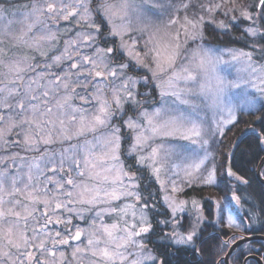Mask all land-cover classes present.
Here are the masks:
<instances>
[{
	"label": "snow or ice",
	"instance_id": "1",
	"mask_svg": "<svg viewBox=\"0 0 264 264\" xmlns=\"http://www.w3.org/2000/svg\"><path fill=\"white\" fill-rule=\"evenodd\" d=\"M260 9L257 15H253L249 6L238 3L237 0H141L140 5H133L130 0H100L93 9L89 0H75L74 5L64 3L63 0L46 3L36 11L52 13L49 18L69 20L78 18L76 23L81 27L91 29L90 32H78V40L66 42L65 50L59 56L53 57V64L60 67L65 61L71 63L61 75L50 73L54 78L49 87L39 95L29 85L21 97V92L16 88L8 87L15 80H9L7 74L0 80V108L6 109L10 114H0V140L13 133L15 129L20 131L17 135L23 137L22 143L28 150L37 143L45 145L55 141L71 140L84 137V155L77 158L75 154L66 155L70 149H63L59 168L55 166L50 169L53 172H63L65 164L68 165L69 178L64 180L48 179L49 183L56 185V192L68 199H58L54 194L50 198L41 199L37 194L39 188L28 192L27 199L30 204L44 205L45 211L41 215L44 225L52 223V213L57 210L74 212L76 210L68 207L71 204H79L80 212H96L101 217L105 212L120 214L121 221L126 225L119 224L93 226L88 232L77 228L75 233L68 232L61 238V233L56 232L55 237L44 233L41 236H26L27 221L29 218L36 219V207L23 206V214L12 208L0 207V264H47L46 261L36 257L31 249L47 252L48 256L55 257L57 254L45 245L49 239L53 247L57 245H68L70 240L79 241L82 235L87 234V245L77 246L72 251L73 259L78 257L83 264V257L90 256V264H172V258L181 253L188 252L191 255H199L203 252L205 241L200 239L202 234L201 223L204 216L198 202L178 199L177 194L183 191L181 184L187 187L193 185H210L216 182V168H208L206 165L208 136L216 132L223 133L225 124H232L236 120V112L231 105L225 104L222 93L225 87L239 88L238 83L225 84L223 79L217 78L218 87L212 91L210 84L205 79L201 82L200 77H208L209 69L216 71V65L228 63L220 57H215L212 49H205L197 45L191 53L184 48L189 41L196 42L204 39L206 26L227 31L238 20L250 22L244 32L250 37L260 36L264 39V0H258L255 5ZM35 8V6H34ZM71 10H67V9ZM138 14L148 23L143 27L133 28L128 20L129 10ZM168 13V20L163 28H153L150 18L157 12ZM222 14L223 19H217V14ZM238 13V15H237ZM94 14L100 18V23L94 19ZM110 26L109 36L119 37L120 43L110 47H101V42L107 44L102 33L103 22ZM29 25L28 30H32ZM133 31L147 35L144 40V51L138 50L139 40L130 35ZM127 37V39H125ZM183 37V43L181 42ZM143 38L142 36L140 37ZM41 40H55V33H47L40 37ZM81 47L91 49V54L81 52ZM264 52V47H262ZM232 62H243L253 73L258 68L253 66V53L245 51H230ZM46 55V53H43ZM127 57L128 62H120L119 57ZM188 59L187 65H182L179 71H175L178 60ZM215 60V62H214ZM198 69L194 72L192 67ZM8 73L18 74L24 71L21 62L16 61L6 64ZM52 67V65H47ZM132 68L145 70V75L140 77L145 83L151 80L160 81L156 86L161 89V96H174L180 103L187 105L189 96H207L211 93L212 106L217 107L221 114H225L222 120L214 121L215 129H206L202 121L193 113H185L175 109H156L152 112L140 111L138 116L124 118L126 105L133 108L140 106L135 92L137 78L128 75ZM34 71V69H33ZM171 72V75H168ZM167 76V79L164 77ZM22 79V77H18ZM43 80L44 77L40 76ZM33 83H36L33 81ZM247 83V82H246ZM198 85V91L196 87ZM252 89L258 95L245 93L243 102L239 107L254 114L264 111V76L259 78V83H252ZM79 99L80 104L73 105V101ZM54 101V103H50ZM257 104L260 105L257 108ZM264 120V116L257 117ZM114 120H122L123 127L132 133V143L128 155H136V163L150 170L156 183L163 193V211H157L156 205H150L151 194L147 197L140 192L136 173L126 170L121 162L122 129L120 124H114ZM143 120V124L139 121ZM146 125V127H145ZM104 130L101 136H94L95 144L100 151L95 152L87 141L89 133H97ZM250 132L261 150H264V124L259 129L250 127ZM171 137L187 141L192 145H198L205 155L189 151L184 145H171L165 147L163 144L151 147L147 155L143 153L149 147V142L154 137ZM21 143V141H15ZM55 155V154H53ZM186 161L181 167L170 163L171 158ZM190 161V162H188ZM39 168V165H36ZM264 167V161L261 162ZM99 169V170H97ZM75 173V175H73ZM183 173V176H181ZM228 176H233L242 183L248 181L229 169ZM258 177L264 180V173L258 172ZM87 176L90 181H98L89 184L80 178ZM8 177L0 173V192L5 191ZM31 180V177H29ZM16 181H12L13 191H19L15 187ZM65 185L71 187V191H64ZM27 187V185L25 186ZM169 188L171 189L169 191ZM103 192V198L101 197ZM8 195H12L9 192ZM45 196L47 194L45 193ZM122 198L131 199L133 202L123 207L100 208L97 206L108 204ZM239 203V198L233 196ZM17 204L19 202H16ZM4 200L0 198V206ZM54 204V207L52 206ZM189 204L191 207L189 208ZM131 217V223L125 217ZM160 216V219L154 217ZM187 219V223H185ZM25 221L21 227L20 221ZM57 224L67 223L71 220H61L59 217L54 221ZM228 227H237L235 221L229 217ZM40 229H33L39 232ZM59 238V239H57ZM234 239V238H232ZM38 241V242H37ZM148 243L153 248H148ZM226 243V242H225ZM129 247L137 250L136 258L129 261L125 254ZM15 250V255L12 251ZM65 254L59 253V260H53L52 264H62Z\"/></svg>",
	"mask_w": 264,
	"mask_h": 264
},
{
	"label": "rangeland",
	"instance_id": "2",
	"mask_svg": "<svg viewBox=\"0 0 264 264\" xmlns=\"http://www.w3.org/2000/svg\"><path fill=\"white\" fill-rule=\"evenodd\" d=\"M50 2H56V0H0V80L4 79V74H7L9 80H15L16 82L14 84H9L8 87L16 88L18 91H20L21 97H23V93L29 85H31V87L36 90L37 95H39L42 91L46 90L49 87L50 81L54 78L50 75V73L61 75L62 71L66 70L69 64L71 63L70 61H65L60 67H57L53 64V57L61 55V53L65 50L66 42L78 40V32L84 33L92 31L87 27H81L80 25H78L76 23V20L78 18H70L69 20L57 18L56 20H53L49 17L54 14L46 12L41 14L39 11H36V8H40L41 6ZM63 2L69 5H74L75 0H63ZM99 2L100 0H89L90 7L95 9ZM161 2L166 3L168 2V0H161ZM130 3L133 5H140L141 0H130ZM67 10L71 9L69 8ZM168 18V13L158 11L156 14L151 16V25L153 26V28L159 27L162 29L163 26L166 24ZM216 18L223 19L224 17L222 16V14L218 13ZM128 20L131 21L133 28H140L143 27L145 23H148V21H145L142 18L138 19V14L136 12H133L131 9L129 10ZM248 23L250 24V22ZM105 24H107V32H109L110 26L106 21ZM29 25H33L31 31L28 30ZM217 30L219 29L217 28ZM49 32L55 33V40L40 39L41 36L46 35ZM130 35L138 38V50L143 52L144 40H147V35L141 34L138 31H133L132 33H130ZM141 36L143 37L142 39L140 38ZM115 38L117 39L119 44L120 38ZM125 39H127V37H125ZM181 42L183 43V37H181ZM198 44L202 45L205 49H212L215 57H220L222 60L228 62L217 64L215 72H212L211 69H209L208 77H200L201 82L207 79V82L210 84L212 91H215L218 87L217 78L223 79L225 81V84H240L239 88L225 87L222 93L223 101L225 104L231 105L234 108L236 114L239 112L249 113L248 111H245L241 107H239V105H241V103L243 102L244 94L246 92L253 95H258L252 89L251 84H258L259 78L261 76H264V58L261 60H256L253 58V66L258 68V71L253 73L250 68H247L245 63L231 61V56L229 54L230 51H241L236 47L227 45H214L203 40H197L195 43L189 41L187 44L184 45V48H186L188 50V53L190 54L192 49H195ZM100 46L106 47L105 45ZM248 47H252L253 49H255V52H262V47L264 46L258 44L255 46L248 45ZM80 50L83 53L91 54V49L81 47ZM242 51L253 53V51L251 50ZM43 53H46V55H43ZM16 61L21 62V67L24 68V71L18 74L8 73V69L5 67V65L11 64ZM188 63V59L178 60L177 66L174 70L179 71L180 66L187 65ZM50 64L52 65V67H47V65ZM192 70L194 72L199 71L194 67V65L192 67ZM168 75H171V72H169ZM40 76H43L44 79L41 80ZM18 77H22V79H18ZM164 79H167V76H165ZM33 81H35L36 83H33ZM140 82L141 80L137 78L136 87ZM158 83H160V81H153V84L156 87L158 101L156 103L146 105L148 104L147 100H140L142 106L140 107V109L137 107L133 108L130 105H126V111L124 114L125 119H127L128 116H138V113L140 111L152 112L156 109L162 108L175 109L177 111H183L185 113H193L199 118V121L203 122V125L206 129H215L216 125L214 124V121L222 120L224 118V115L226 114H221L217 107L212 106L211 93H209L207 96L185 97L189 101V103L185 105L180 103V101L177 100L174 96L162 97L160 94L161 89L156 86ZM2 86L3 85L0 84V87ZM196 91H198V85L196 87ZM50 103H54V101L50 100ZM78 104H80L79 99H75L73 101V105L75 106ZM258 106L259 104H257V107ZM132 111H135V113L132 114ZM0 114L9 115L10 113L6 109L0 108ZM139 122L141 124L144 123L143 120H140ZM121 125H123L122 120ZM229 125L231 124L224 125L223 132L229 127ZM124 129L126 131L125 133L123 131ZM123 130L121 141V162L123 163L126 170H131L132 172L136 173L137 182L139 185H141V182L139 180L140 174L136 172V168L142 166L136 163V155H128V151L132 143L131 137L133 134L130 133L129 130L125 127L123 128ZM19 131V129H15L13 133L5 137V139L8 141L7 144L4 142V140H0V173H4L8 177L7 183L5 184V191L0 192V198L4 200V204L0 207L7 209L12 208L15 205L14 210L20 211L22 214L24 205H28L30 208L36 207L38 209V211L35 213L36 219L29 218L27 221L28 231L25 232L26 236H32L34 234L37 236H41L44 233H47L50 237H55V233L60 232L62 238L68 232L74 234L77 228L91 232L93 230L94 225L111 226L113 224H119L120 227L126 226L121 221L120 214L111 213L110 211L103 213L101 217H97L95 211L80 212L79 214H77L78 210L82 206L79 204H71L68 205V207L76 211L68 212L66 210H57L55 213L51 214L53 222L41 227V225L44 224V221L41 219V215L46 209L44 205L30 204L26 194L30 191H33V189L39 188L40 192L37 194L41 197V199L50 198L55 194L58 199L66 201L68 198L60 196L56 192V185L53 183H49L48 179L52 178L53 180H60L61 177H63L64 180L68 179V165L65 164L63 172H53L50 169L53 167V161L55 163V166L59 168L60 160L62 158L61 153L63 149H70V152L66 153V155L75 154L77 158L82 159L84 155V151L82 149L85 145V138L78 137L73 138L71 140H57L54 143L48 145H45L43 143H37L36 145L32 146V150H28V148L22 143L23 137L21 135H17ZM102 134H104L103 129L97 133L87 134L86 139L90 142L88 147H92L95 144V141L93 139L94 136H101ZM222 134L220 132H216L215 136H212L211 133H209L206 137L209 140V144L207 145L208 158L206 160V165L208 168H212L213 166H215L216 182L210 185H193L192 187L207 188L208 190H212L218 185V179L220 174H225V167L224 165H221L222 161L219 158L220 154L217 153L216 149L217 140ZM15 141H21V143H16ZM160 144H163L165 147L182 144L189 151L199 154L201 157L205 155V152L201 150L198 145H192L187 141L173 139L171 137L159 136L154 137L153 140L149 142L150 146L147 147L143 154L147 155L148 152L151 151V147H155ZM92 150L95 152H99L100 148L99 146H96L92 147ZM130 158H133L135 160L134 165L128 163L130 161ZM170 163H175L182 167L184 163H186V161L177 159L175 156H173L171 158ZM36 165H39V168H37ZM147 173L151 175L149 169H147ZM73 175H75V173H73ZM181 176H183V173H181ZM29 177H31V180H29ZM152 178L155 180L153 176ZM80 179L85 180L89 184V186H91L92 184H96L100 187H108L107 185H99L98 181L88 180L87 176ZM13 180L16 181L15 187L18 188L19 191H13ZM142 183H144V181ZM26 185L27 187H25ZM155 186H157L156 192L159 193V195L161 194L159 198L162 200L161 204L163 205V193L160 191V186L156 183V180ZM180 186L183 188V191L177 194L178 199L186 201H191L195 199L198 202L199 207L202 211V204L199 198H186L183 196L184 192L191 187H187L185 184H181ZM71 190L72 189L70 186L65 185L64 191ZM170 190L171 189L169 188V191ZM9 192H12V195H8ZM45 193L47 194V196H45ZM209 193L210 195H207V197L215 203L216 222L219 224L220 227L228 229L232 233L229 239H227L228 241L226 240L228 244L227 249L222 255V260L224 261L229 245L236 239H239V237L245 235V233L243 232L245 224L236 215L235 210L239 206V203H237V201L233 199V196H235L234 194L218 195L217 193L213 192ZM141 194L145 197L149 196L147 193ZM101 197L103 198V192H101ZM153 200L154 198H151L149 200L150 205L154 203ZM16 202L19 203L17 204ZM132 202L133 201L131 199L122 198L121 200L114 201L111 206L108 204L98 205L96 210L98 211L100 208L123 207L126 204ZM52 206L54 207V204ZM190 207L191 205L189 204V208ZM57 217L64 221L71 220V225H68L67 223H55L54 221ZM229 217H231L237 225H240V227H228L227 223ZM160 218L162 217H154V219ZM125 220H127L129 223L132 222L130 216L125 217ZM184 222L187 223V219H185ZM20 224L21 227H24L25 221L21 220ZM33 229H40V231L34 233ZM88 238V235L85 234L81 236V239L79 241L70 240L68 245H57L56 247H53L51 239H49L45 247L46 249H51L52 251H54L57 254L55 257L48 256L46 251L42 253L41 251H38L36 249L31 250L35 252L36 257H38L40 260L46 261L47 264H52L53 260H59L60 252H63L65 254L62 264H81L80 258L78 257L77 259H73L71 253L77 246H86ZM222 242L225 243V241ZM242 245L243 244H241L240 246ZM148 248L150 249L149 246ZM5 250L12 251L13 255L16 254L15 250ZM136 253L137 250L134 247H129L125 252V254L128 255L129 261L136 258ZM230 255L228 257V264ZM91 259L92 258L90 256L85 255L83 257V264H90ZM32 264H36V260H33ZM125 264H128V262L126 261Z\"/></svg>",
	"mask_w": 264,
	"mask_h": 264
},
{
	"label": "trees",
	"instance_id": "3",
	"mask_svg": "<svg viewBox=\"0 0 264 264\" xmlns=\"http://www.w3.org/2000/svg\"><path fill=\"white\" fill-rule=\"evenodd\" d=\"M238 3L249 6L253 15H257L260 12L259 8L255 5L258 0H237ZM94 19L97 23H100V18L95 14ZM249 26L247 21L238 20L227 31L217 30V28L208 25L204 31V39L210 44L234 46L239 50L253 51V58L261 60L264 58V52H255V49L248 47V45L255 46L261 44L264 46V39L260 36L250 37L244 29ZM108 26L103 22L102 33L104 39L108 41L107 44L101 42L100 45L106 47L118 45V41L115 37L108 36ZM255 55V56H254ZM120 62H128L127 57L121 55L119 57ZM128 75L136 78L143 77L145 70L140 68H132L128 71ZM148 75L149 83H145L142 79L138 86L135 88L138 100H147L148 104H153L158 101V95L156 93V87L151 80L150 74ZM156 93V94H155ZM140 106L137 108L140 109ZM260 105L257 107L259 108ZM136 108V107H135ZM135 110V109H134ZM135 111H132V114ZM264 116V111H257L254 114L239 112L236 114V120L229 125V127L223 132V134L217 140V153L220 154L221 165H224L227 159L229 150L236 137L247 127L254 126L259 129L264 120L257 119V117ZM114 124H120L121 120H114ZM123 125L121 129L123 130ZM126 132L125 129L123 130ZM264 154V150H261V146L255 140L251 133L244 135L237 143L230 161V167L236 174L248 181L247 184L242 183L235 177L228 178L222 173L218 179V185L214 189L208 190L207 188L191 187L188 188L183 196L186 198L197 197L202 204V212L204 220L201 223L202 234L200 239L205 241L203 244V252L199 255H191L188 252L179 254L172 258V264H225L222 260V255L227 249V239L232 235L231 231L222 228L216 222L215 203L207 197L209 192L222 194H234L239 198V206L235 210L236 215L244 222L245 226L243 232L246 234L257 233L264 235V185H262L255 177V168L257 167L260 158ZM130 158L131 165L135 164V160ZM136 167V166H135ZM141 182L140 190L142 193L151 194V198H154L151 205H156L158 211H163V205L159 198V193L156 192L157 186H155V180L152 175L147 173V169L143 167L136 168ZM261 173H264V167L261 168ZM144 181V183H142ZM146 194V195H147ZM222 220V218H221ZM227 240V241H226ZM225 241L226 243L222 242ZM253 246L260 251L263 246V241L252 242ZM150 249L153 248L152 243H148ZM247 244H243L237 248L229 259V264H242L243 258L247 255ZM260 249V250H259ZM258 253V252H257ZM259 255V254H258ZM260 256V255H259ZM247 264H256L254 261H247Z\"/></svg>",
	"mask_w": 264,
	"mask_h": 264
},
{
	"label": "water",
	"instance_id": "4",
	"mask_svg": "<svg viewBox=\"0 0 264 264\" xmlns=\"http://www.w3.org/2000/svg\"><path fill=\"white\" fill-rule=\"evenodd\" d=\"M252 128H255L254 126H250ZM250 127H247L246 129H244L237 137L236 139L233 141V144L229 150V153L227 155V159H226V162L224 164V167H225V176L228 177V178H231L233 176H228L227 175V171L229 169H231L230 167V161H231V156H232V153L237 145V143L239 142V140L246 134L250 133V132H246L247 129H249ZM264 161V154L262 155V157L260 158V161L257 165V167L255 168V177L256 179L262 184L264 185V180H262L261 178L258 177V172L261 173V162ZM231 171H233L231 169ZM234 172V171H233ZM256 240H260V241H264V235H261V234H257V233H252V234H245L244 236L242 237H239V239H236L235 241H233L229 247H228V250L226 252V255H225V259H224V262L225 264H228V257L230 254H232V252H234V250L239 247L241 244H244L246 242H249V241H256ZM250 258H253L255 259L258 264H262L261 262V259L258 257V256H255V255H249V256H246L244 257L243 261H242V264H246L247 260L250 259Z\"/></svg>",
	"mask_w": 264,
	"mask_h": 264
},
{
	"label": "flooded vegetation",
	"instance_id": "5",
	"mask_svg": "<svg viewBox=\"0 0 264 264\" xmlns=\"http://www.w3.org/2000/svg\"><path fill=\"white\" fill-rule=\"evenodd\" d=\"M142 193V192H141ZM256 241H258V240H256ZM252 242H255V241H249V242H247L246 244H247V248H246V250H247V255L246 256H249V255H255V256H258L260 259H261V262H262V264H264V244H263V246L259 249L260 251H258V249H256V247H254L253 246V243ZM264 242V241H263ZM245 244V243H244ZM238 248V247H237ZM258 252V253H257ZM260 256H259V255ZM245 256V257H246ZM244 259V258H243ZM250 260H252V261H254L256 264H258V262L255 260V259H253V258H250V259H248L247 261H250ZM248 262H246V264H247Z\"/></svg>",
	"mask_w": 264,
	"mask_h": 264
}]
</instances>
